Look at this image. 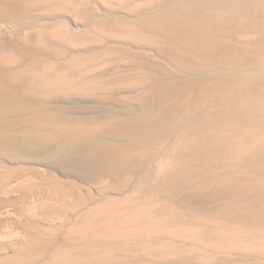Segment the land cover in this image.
I'll use <instances>...</instances> for the list:
<instances>
[{"label": "rangeland", "instance_id": "obj_1", "mask_svg": "<svg viewBox=\"0 0 264 264\" xmlns=\"http://www.w3.org/2000/svg\"><path fill=\"white\" fill-rule=\"evenodd\" d=\"M224 46L258 53L261 59L237 58V63L235 57L215 61L194 53L195 48L216 51ZM219 60L246 61L247 73H262L264 0H0V264H90L85 255L102 249L116 256L100 264H153L138 257L133 244L79 236L95 207L129 198L146 177L137 170L112 175L87 158L85 147L105 142L94 133H108L116 120L144 118L146 104L141 105L144 112H130V104L144 92L164 91L175 79L198 82L242 70L187 74L176 68ZM25 76L38 83L25 85ZM49 121L83 131L84 143L66 152L55 140H45L49 130L42 128ZM184 200V213L197 205Z\"/></svg>", "mask_w": 264, "mask_h": 264}, {"label": "bare ground", "instance_id": "obj_2", "mask_svg": "<svg viewBox=\"0 0 264 264\" xmlns=\"http://www.w3.org/2000/svg\"><path fill=\"white\" fill-rule=\"evenodd\" d=\"M225 47L201 52L195 48L194 53L215 61L253 56L255 60L260 56L248 55V50L239 47ZM245 63L211 61L206 65H176L178 70H175L187 74L237 67L242 70L198 82L169 81L166 90L156 94L144 92L138 101L130 104V112L142 111L141 105L145 108L146 104L149 109H144L148 112L144 118L138 113L140 120H116L108 133L103 130L94 133L106 140L86 145L84 152L88 159L115 176L133 175L137 170L146 177L143 186L138 191L135 189L129 198L95 207L80 231L82 239L110 240L119 246L133 244L139 253L136 255L153 264H264V88L261 89L264 63L259 64L260 75L247 73L249 63ZM22 79L25 85L29 83L26 76ZM35 81L30 83L34 85ZM56 81L62 82L63 78ZM53 122L42 128L44 133L49 130L45 140H55L66 152L84 143L80 142L84 140L81 136H86L83 131L76 133L70 123ZM120 144L124 146L118 148ZM113 146L121 157L113 153ZM187 187L191 189L186 191ZM182 199L197 205L184 213ZM140 200L144 203L139 205ZM184 223L188 226L183 227ZM102 250L85 255L87 263L91 260L90 264H100L116 256L111 249Z\"/></svg>", "mask_w": 264, "mask_h": 264}]
</instances>
